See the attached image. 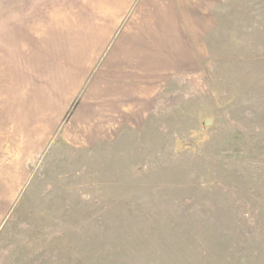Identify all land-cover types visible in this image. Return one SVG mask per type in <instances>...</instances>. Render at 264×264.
I'll list each match as a JSON object with an SVG mask.
<instances>
[{"label":"rangeland","instance_id":"1","mask_svg":"<svg viewBox=\"0 0 264 264\" xmlns=\"http://www.w3.org/2000/svg\"><path fill=\"white\" fill-rule=\"evenodd\" d=\"M87 2L0 0V264H264V0Z\"/></svg>","mask_w":264,"mask_h":264},{"label":"crops","instance_id":"2","mask_svg":"<svg viewBox=\"0 0 264 264\" xmlns=\"http://www.w3.org/2000/svg\"><path fill=\"white\" fill-rule=\"evenodd\" d=\"M75 2V3H74ZM67 8L69 7V6H71L72 8H71V10H69V11H71V12H73V10H74V8L75 7H79V9L81 10V12H86V11H88V9L87 8H89V3L87 2V0H71V3H69V0H67ZM98 9H97V12H99V13H105L106 11H105V5L104 4H102L101 5V7L100 6H98L97 7ZM18 29L20 28L21 29V31H22V36H23V38H25L26 37V33H25V26H24V22H23V25H19L18 24ZM16 27V28H17ZM15 28V29H16ZM17 34H18V32H17ZM15 42H17L16 44H15ZM168 42H169V40H168ZM13 43L15 44V45H18L19 44V39H17V40H13Z\"/></svg>","mask_w":264,"mask_h":264},{"label":"water","instance_id":"3","mask_svg":"<svg viewBox=\"0 0 264 264\" xmlns=\"http://www.w3.org/2000/svg\"><path fill=\"white\" fill-rule=\"evenodd\" d=\"M209 124H210L209 121L205 122V126H209Z\"/></svg>","mask_w":264,"mask_h":264}]
</instances>
